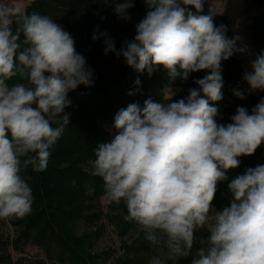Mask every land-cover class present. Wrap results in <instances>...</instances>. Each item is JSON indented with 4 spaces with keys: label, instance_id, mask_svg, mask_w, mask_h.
I'll return each instance as SVG.
<instances>
[{
    "label": "clouds",
    "instance_id": "9594fccd",
    "mask_svg": "<svg viewBox=\"0 0 264 264\" xmlns=\"http://www.w3.org/2000/svg\"><path fill=\"white\" fill-rule=\"evenodd\" d=\"M145 3L149 10L136 25L134 40L117 50L107 32L92 39L106 37L105 54L122 55L149 75L161 65L171 79L187 80L189 73L205 69L209 74L195 81L199 88L186 98L173 101L170 93L160 102L145 100L142 108L131 103L120 109L114 117L117 132L95 149L91 174L102 178L107 202L123 201V219L134 221L159 248L149 264L192 256L201 230L207 235L199 238L191 264H264V165L233 178L228 205L213 208L226 171L264 143V98L251 114L237 107L227 125L217 122L218 108L209 103L222 99V61L247 53L248 45L238 46L239 35L228 38L226 26L215 25L214 12L202 14L205 0ZM132 6L133 0H121L115 12L128 19ZM251 68L243 79L250 90H264V53ZM13 78L19 82L9 84ZM93 83V69L62 25L28 13L22 0H0V218L31 214L32 188L22 170L47 168L69 123L62 115L72 103L69 92ZM235 95L244 98L240 90Z\"/></svg>",
    "mask_w": 264,
    "mask_h": 264
},
{
    "label": "trees",
    "instance_id": "16d2710c",
    "mask_svg": "<svg viewBox=\"0 0 264 264\" xmlns=\"http://www.w3.org/2000/svg\"><path fill=\"white\" fill-rule=\"evenodd\" d=\"M245 1L247 12L256 11L251 28L261 35L257 57L264 53V0ZM119 2L121 0H33L25 8L28 13L36 11L48 16L51 11L74 13L73 29L83 37V43L75 44L76 51L93 69L104 73L101 78L93 75L91 86L79 85L69 92L72 103L62 114L68 115L69 123L51 149L47 168L36 172L28 166L21 173L28 180L34 199L31 214L14 221L18 230L13 243L37 245L50 261L58 264H106L111 258L114 264H149L150 258L159 252L157 246L144 239L134 221L123 219L127 215L123 201L119 205L108 203L107 212L101 210V198L106 195L104 182L91 174L90 161L96 158L94 151L100 143L111 141L102 122L114 127V117L120 109L131 103L142 108L147 99L163 101L164 91L172 86H180L184 94L188 93L192 88H199L195 83L197 79L209 74L205 69L189 73L187 80L179 76L171 79L161 65L149 75L147 70L140 72L128 65L122 55L117 57L113 52L105 54L104 50H99L106 37L93 40L94 33L107 32L117 42L132 41L136 25L149 10L145 0H133V6L127 9L129 18L123 19L115 12ZM213 20L217 27L226 26L228 38L235 36L225 16L215 13ZM237 44L241 46L239 41ZM244 73L241 53L222 61V99L209 101L218 108L215 119L220 124L232 123L231 117L236 114L237 107H245L251 114L257 104L255 94L239 85ZM17 82L18 78L8 81L9 84ZM235 90L242 91L244 98L235 95ZM228 97L232 102L223 106ZM60 120L62 122V116ZM239 160L238 167L226 171L227 179L218 182L213 200L218 210L227 206L232 198L228 184L233 178L244 174L249 167L264 165V143L254 154L242 155ZM103 219L114 227L120 239V254H115L114 250H96L105 229L100 224ZM80 224L85 227L81 233L77 231ZM198 247L197 241L192 256L167 261V264H191Z\"/></svg>",
    "mask_w": 264,
    "mask_h": 264
},
{
    "label": "rangeland",
    "instance_id": "374dc122",
    "mask_svg": "<svg viewBox=\"0 0 264 264\" xmlns=\"http://www.w3.org/2000/svg\"><path fill=\"white\" fill-rule=\"evenodd\" d=\"M32 0L22 2V6L26 8ZM191 7V6H189ZM246 1L245 0H205L203 12L212 11L220 15L225 16L228 19L232 33L236 36L239 35L241 39L239 40L240 45L247 44L248 52L241 53V62L244 71H252L251 61L256 59V53L258 48L261 47L260 34H255L251 26L253 23V18L256 14L255 10H250L247 12ZM192 11H195L192 8ZM74 13L72 12H57L51 11L49 17H51L54 22L62 25L66 31H68L73 37L75 44L83 43V37L73 29L74 24ZM136 34H134L135 37ZM115 42L116 49L119 50L123 46V42ZM99 50L105 51V44L99 47ZM88 65V64H87ZM90 66V65H88ZM91 67V66H90ZM92 68V67H91ZM93 69V68H92ZM104 73L102 71L93 69V75L101 78ZM239 85L245 90L255 94L257 103L264 98V90H250L248 83L241 79ZM171 95L173 101H178L177 96L181 98H186L188 93L184 94L183 88L180 86H172L164 91V97ZM183 94V95H182ZM180 98V99H181ZM165 102H167L165 100ZM232 100L228 97L223 106L231 103ZM103 128L108 133L109 138L112 140L117 130L112 127L107 122H102ZM101 210L103 212L108 211V202L106 195L101 198L100 202ZM214 210H218L214 207ZM19 218H0V264H58L56 262L50 261L45 255L44 251L32 243H19L15 244V236L17 233V227L14 221ZM100 224L104 226V233L98 244L96 246L97 251L102 250H114L115 254H120V239L118 238L115 229L110 225L105 219H103ZM78 232H82L85 227L83 225H78ZM197 238L201 236H206V230H201L196 233ZM106 264H114L112 258L107 261Z\"/></svg>",
    "mask_w": 264,
    "mask_h": 264
},
{
    "label": "bare ground",
    "instance_id": "6f19581e",
    "mask_svg": "<svg viewBox=\"0 0 264 264\" xmlns=\"http://www.w3.org/2000/svg\"><path fill=\"white\" fill-rule=\"evenodd\" d=\"M24 1H28V0H22V2H24Z\"/></svg>",
    "mask_w": 264,
    "mask_h": 264
},
{
    "label": "crops",
    "instance_id": "0c3cea01",
    "mask_svg": "<svg viewBox=\"0 0 264 264\" xmlns=\"http://www.w3.org/2000/svg\"><path fill=\"white\" fill-rule=\"evenodd\" d=\"M32 1H33V0H32ZM32 1H31V2H32ZM31 2H30V3H31ZM30 3H29V4H30Z\"/></svg>",
    "mask_w": 264,
    "mask_h": 264
}]
</instances>
